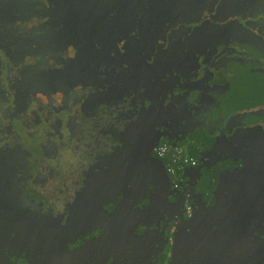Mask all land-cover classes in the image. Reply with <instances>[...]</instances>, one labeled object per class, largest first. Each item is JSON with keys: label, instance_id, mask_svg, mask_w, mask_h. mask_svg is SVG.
Masks as SVG:
<instances>
[{"label": "flooded vegetation", "instance_id": "obj_1", "mask_svg": "<svg viewBox=\"0 0 264 264\" xmlns=\"http://www.w3.org/2000/svg\"><path fill=\"white\" fill-rule=\"evenodd\" d=\"M74 1L0 0V47L52 78L33 98L0 53V264H170L224 188L248 241L212 264H264V0Z\"/></svg>", "mask_w": 264, "mask_h": 264}, {"label": "water", "instance_id": "obj_2", "mask_svg": "<svg viewBox=\"0 0 264 264\" xmlns=\"http://www.w3.org/2000/svg\"><path fill=\"white\" fill-rule=\"evenodd\" d=\"M57 0H45V7L49 10L52 9L53 6H56ZM64 1V0H63ZM68 4L66 6H70L69 0H66ZM74 1V0H73ZM91 2V7H102L103 0H93ZM159 3L161 0H157ZM188 4L184 2V0H173L172 4L168 6L174 5V8H180L181 6L188 5L191 7V4L197 6V3H200L197 0H187ZM222 6L227 4V0H223ZM88 0H77L73 3L71 2V7L82 8L87 7ZM179 4V6H178ZM65 7V5H63ZM68 19L65 20L68 23ZM22 23L18 20L17 23ZM213 24V21H209ZM207 24V23H206ZM33 40H36L33 38ZM13 46V45H12ZM20 45H16L12 48L13 55L20 54L23 49ZM36 44L35 48L26 47L25 51L29 52L28 55L32 56L34 59V65L32 67H36V69L31 70V68L26 70L16 69L18 67L17 63L13 61L12 54H6L5 51L0 47V53H2L5 57H10L9 61L12 63V67L15 69V74L13 75L14 81H22L25 87H28L29 93L33 94V98L36 96L35 94H40L41 91L37 90V83L39 82L38 75L35 71L40 73L39 75L45 78V81H51V77H47L40 69V63L36 62L37 56L42 57L43 51ZM7 49V47H6ZM50 54V52H49ZM28 73V74H25ZM45 73V72H44ZM28 75V76H27ZM4 89H9L13 95V103L15 102V97L17 92L11 88L9 72H7L5 82L2 84ZM21 91V86L19 87V92ZM27 91V92H28ZM26 92V93H27ZM25 93V94H26ZM26 102H24L25 104ZM15 120L19 123V118L12 117L11 121ZM13 131V130H12ZM14 132V131H13ZM98 182H93V184ZM95 189V186L92 188ZM227 188H224L222 191L223 195L219 197H215L213 200V204L210 207H206L205 203L201 200L193 201V209L190 217L187 222L181 223L178 227L175 235V242L172 250V257L170 264H184L190 263L189 260L195 258L194 264H198L199 262L203 263H214L216 261L221 260L223 262V256L227 254L228 256L235 255L233 249L239 248L240 245L248 240L243 238V236L238 235L239 233L248 232L246 225L248 222L237 221L235 217L243 215L242 210L244 206L241 204V201L246 200L245 198L240 196L241 191L236 189H230L227 192ZM238 193V195L236 194ZM119 215L115 212L111 218L114 219ZM235 218V220H234ZM236 235V236H234ZM240 250H237V255H240ZM187 258L186 260H184ZM203 258V259H202ZM202 259V260H201ZM191 264V263H190Z\"/></svg>", "mask_w": 264, "mask_h": 264}, {"label": "built area", "instance_id": "obj_3", "mask_svg": "<svg viewBox=\"0 0 264 264\" xmlns=\"http://www.w3.org/2000/svg\"><path fill=\"white\" fill-rule=\"evenodd\" d=\"M157 152H158L159 154H162V153H163V150H162V149H159ZM186 215H187V216H190V215H191V210H190L189 207H186Z\"/></svg>", "mask_w": 264, "mask_h": 264}]
</instances>
